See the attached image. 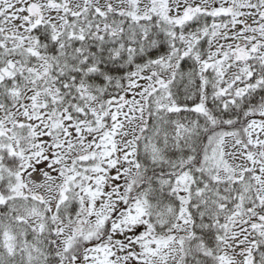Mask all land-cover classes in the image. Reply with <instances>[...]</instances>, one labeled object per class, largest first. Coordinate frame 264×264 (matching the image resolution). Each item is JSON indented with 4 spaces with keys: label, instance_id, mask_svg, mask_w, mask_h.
I'll return each mask as SVG.
<instances>
[{
    "label": "snow or ice",
    "instance_id": "6c2138e0",
    "mask_svg": "<svg viewBox=\"0 0 264 264\" xmlns=\"http://www.w3.org/2000/svg\"><path fill=\"white\" fill-rule=\"evenodd\" d=\"M0 264H264V0H0Z\"/></svg>",
    "mask_w": 264,
    "mask_h": 264
}]
</instances>
